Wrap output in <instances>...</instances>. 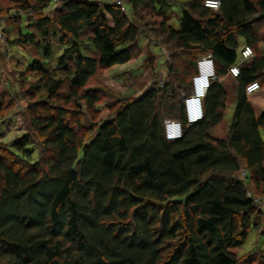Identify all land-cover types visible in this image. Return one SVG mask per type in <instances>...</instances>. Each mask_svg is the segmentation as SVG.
<instances>
[{
	"label": "trees",
	"instance_id": "obj_1",
	"mask_svg": "<svg viewBox=\"0 0 264 264\" xmlns=\"http://www.w3.org/2000/svg\"><path fill=\"white\" fill-rule=\"evenodd\" d=\"M12 1L32 18L3 19L7 46L30 59L5 54L16 95L1 92L0 120L25 100L26 132L0 141V264H241L235 250L250 230L264 235V207L248 195L264 200V0H220L218 10L205 0H126L130 13L109 0ZM12 9L0 0L1 12ZM143 33L174 59L179 49L212 56L202 120L188 124L177 100L192 90L193 57L173 59L162 87L106 102L101 116L97 78L134 59ZM244 45L254 55L232 76L236 106L217 136L224 79ZM253 81L261 88L248 93ZM166 118L182 121L181 138L166 139Z\"/></svg>",
	"mask_w": 264,
	"mask_h": 264
},
{
	"label": "rangeland",
	"instance_id": "obj_2",
	"mask_svg": "<svg viewBox=\"0 0 264 264\" xmlns=\"http://www.w3.org/2000/svg\"><path fill=\"white\" fill-rule=\"evenodd\" d=\"M1 4L4 9L13 8L9 12H12L13 10H19V8L13 7L16 6L17 2H14L12 0H1ZM180 12L181 6L177 5L175 6V13H173L174 15H172L179 16ZM23 16L24 17H21L23 22H28L29 19L32 18V13ZM4 17H6L5 14L2 15V28L0 29V34L4 33ZM172 23L176 27L178 26L177 17H174ZM23 29L26 31V28ZM7 31L8 33H11L12 37H14L16 28L12 26L9 27ZM261 35H264V32H262ZM5 38L4 36H0V53H2L4 58V60L0 62V97L1 92H5L8 90L11 91L12 95H16L13 87L11 88L12 85L16 84V77L13 69L15 67V64L12 61H9V56L5 54H10V57H12V59H14V57H17L18 59L25 60L26 62H28L30 59L19 48H9L7 46ZM243 43L244 41L241 40L240 44L243 45ZM263 47L264 46H261L260 48ZM176 52L177 56L174 59L172 50L168 49V47L164 45L161 40L154 37L150 33H143L141 35L140 41V53L134 59L127 63L118 64L111 68L104 69L97 78L96 85L101 87L104 92V99L101 103L102 108L106 107V102H113L116 99L120 101L121 98H124L126 96L129 98H136L144 94L152 86L162 87L165 81H167L170 77V65L173 59L175 60V62L179 61L180 63H183L186 62V59L189 57H193L194 59L196 58L198 60L200 57L204 56L196 49L189 54H187L188 52H184L181 54L180 49L176 50ZM177 57L179 58L178 60ZM224 80V83L228 85V104L222 122L213 130V134L217 136H225L228 132L236 106L235 101L237 97V89L233 87L235 86L233 77L230 76ZM15 88H18V86L16 85ZM184 93L185 92L180 93V99L177 98V100L181 101ZM25 106V100L19 101L17 109L11 112L3 120H0V141L10 143L21 137L26 132L24 130V122L21 118V114L18 111V109H22ZM109 112L110 111L107 108H104L101 116L105 117L109 115ZM261 135L264 140V131H262ZM241 176L242 178L244 177L243 173ZM258 199L256 198V200ZM258 202L264 203V201L260 200ZM262 249H264V235L261 234L258 230L252 228L246 242L243 245L237 247L235 251L241 256V264H255L254 262H250V260L254 258H257V264L258 260L261 259V256L259 254L260 252L258 253V251Z\"/></svg>",
	"mask_w": 264,
	"mask_h": 264
},
{
	"label": "built area",
	"instance_id": "obj_3",
	"mask_svg": "<svg viewBox=\"0 0 264 264\" xmlns=\"http://www.w3.org/2000/svg\"><path fill=\"white\" fill-rule=\"evenodd\" d=\"M114 4L120 6V8L125 12L129 13L130 9L126 0H109ZM204 4L207 7H210L214 10H218L221 5L220 0H205ZM31 11H23L13 10L9 13H2L0 11V29L2 28L1 20L2 15L6 16L13 15L15 17H24L23 15L31 14ZM28 17V16H27ZM0 36H4L5 34L1 33ZM254 55L253 48L250 45H244L239 51V59L237 63H234L229 68V75L233 77H237L240 74V63L242 61H247L251 59ZM216 78V68L215 62L211 55H204L200 57L196 62V71L192 77V90L189 94L184 95L183 99V107L184 113L186 117V121L188 124H194L204 118L205 110H204V98L207 94L208 88L210 87L211 81ZM261 88V84L258 81H253L246 86V91L248 93H252ZM164 131L165 137L169 141H174L182 137L183 135V124L181 120L166 118L164 120ZM243 176H245V172H243ZM248 195L254 200L256 204L261 207H264L263 202H258L259 199L251 193L248 192ZM256 198L258 200H256ZM264 201V200H260Z\"/></svg>",
	"mask_w": 264,
	"mask_h": 264
},
{
	"label": "crops",
	"instance_id": "obj_4",
	"mask_svg": "<svg viewBox=\"0 0 264 264\" xmlns=\"http://www.w3.org/2000/svg\"><path fill=\"white\" fill-rule=\"evenodd\" d=\"M1 44V43H0Z\"/></svg>",
	"mask_w": 264,
	"mask_h": 264
}]
</instances>
